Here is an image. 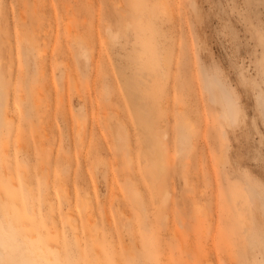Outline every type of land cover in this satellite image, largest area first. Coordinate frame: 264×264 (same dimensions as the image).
<instances>
[{
	"label": "rangeland",
	"instance_id": "374dc122",
	"mask_svg": "<svg viewBox=\"0 0 264 264\" xmlns=\"http://www.w3.org/2000/svg\"><path fill=\"white\" fill-rule=\"evenodd\" d=\"M262 33L264 0H0V264H264Z\"/></svg>",
	"mask_w": 264,
	"mask_h": 264
},
{
	"label": "bare ground",
	"instance_id": "6f19581e",
	"mask_svg": "<svg viewBox=\"0 0 264 264\" xmlns=\"http://www.w3.org/2000/svg\"><path fill=\"white\" fill-rule=\"evenodd\" d=\"M107 30H108V28H107ZM110 31V30H109ZM109 34V33H108ZM223 88V87H222ZM223 90H224V92L226 93V95L227 96H229L230 94H229V92L227 91V90H225L224 88H223ZM167 194V193H166ZM137 195V194H136ZM134 201V200H133ZM166 202V201H165ZM85 208V207H84ZM53 220V219H52ZM65 222H66V220H65ZM75 239V238H74ZM3 255V253L0 251V256H2ZM2 260V259H1Z\"/></svg>",
	"mask_w": 264,
	"mask_h": 264
},
{
	"label": "snow or ice",
	"instance_id": "6c2138e0",
	"mask_svg": "<svg viewBox=\"0 0 264 264\" xmlns=\"http://www.w3.org/2000/svg\"><path fill=\"white\" fill-rule=\"evenodd\" d=\"M262 36H264V33H262ZM261 104H262V112H264V95L261 97Z\"/></svg>",
	"mask_w": 264,
	"mask_h": 264
}]
</instances>
